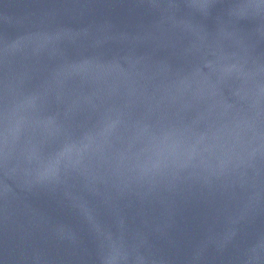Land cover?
Wrapping results in <instances>:
<instances>
[{
  "label": "water",
  "instance_id": "95a60500",
  "mask_svg": "<svg viewBox=\"0 0 264 264\" xmlns=\"http://www.w3.org/2000/svg\"><path fill=\"white\" fill-rule=\"evenodd\" d=\"M0 264H264V0H0Z\"/></svg>",
  "mask_w": 264,
  "mask_h": 264
}]
</instances>
